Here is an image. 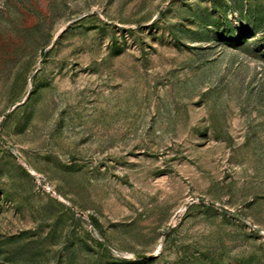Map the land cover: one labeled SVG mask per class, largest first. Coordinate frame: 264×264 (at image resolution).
I'll return each mask as SVG.
<instances>
[{
  "label": "rangeland",
  "instance_id": "rangeland-1",
  "mask_svg": "<svg viewBox=\"0 0 264 264\" xmlns=\"http://www.w3.org/2000/svg\"><path fill=\"white\" fill-rule=\"evenodd\" d=\"M0 264H264V0H0Z\"/></svg>",
  "mask_w": 264,
  "mask_h": 264
}]
</instances>
